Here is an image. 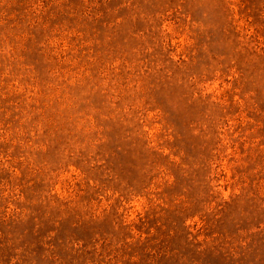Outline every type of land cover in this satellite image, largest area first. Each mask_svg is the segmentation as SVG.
Instances as JSON below:
<instances>
[{
  "label": "rangeland",
  "instance_id": "1",
  "mask_svg": "<svg viewBox=\"0 0 264 264\" xmlns=\"http://www.w3.org/2000/svg\"><path fill=\"white\" fill-rule=\"evenodd\" d=\"M0 264H264V0H0Z\"/></svg>",
  "mask_w": 264,
  "mask_h": 264
}]
</instances>
